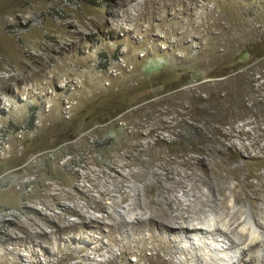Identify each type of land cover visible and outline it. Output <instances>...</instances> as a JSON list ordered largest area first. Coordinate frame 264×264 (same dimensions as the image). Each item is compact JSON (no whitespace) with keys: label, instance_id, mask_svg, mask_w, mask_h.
<instances>
[{"label":"rangeland","instance_id":"374dc122","mask_svg":"<svg viewBox=\"0 0 264 264\" xmlns=\"http://www.w3.org/2000/svg\"><path fill=\"white\" fill-rule=\"evenodd\" d=\"M122 1L0 0V264H94L81 238L103 213L83 206L98 196L89 176L112 173L131 131H154L151 152L203 158L189 150L221 138L209 132L264 130V0H150L127 12ZM202 3L206 28L182 39L183 5L196 25ZM152 11L159 26L147 31ZM221 140L229 166L244 167L247 151L230 145L250 139ZM248 151L238 176L256 184L264 153ZM159 246L140 264H170Z\"/></svg>","mask_w":264,"mask_h":264},{"label":"bare ground","instance_id":"6f19581e","mask_svg":"<svg viewBox=\"0 0 264 264\" xmlns=\"http://www.w3.org/2000/svg\"><path fill=\"white\" fill-rule=\"evenodd\" d=\"M149 1L122 2L131 3L125 8L127 12ZM203 8L202 3L198 11L200 20L195 25L191 19L194 8L183 5L179 18L181 28L185 29L179 33L182 39L191 36L189 32L206 28ZM155 13L143 14L150 22L147 31L159 24ZM184 15L188 17L185 22ZM190 27L193 31H189ZM134 131L116 148L107 166L112 173L95 171L89 176L91 184L87 191L96 192L98 196H93V205L83 206L103 213L89 216L91 234L81 238L94 250V264H140L145 249L150 251V256H155L159 245L171 248L170 264H264V174L257 176L256 184L245 182L249 174H244L242 179L238 176L251 158L248 148L264 153V130L209 132L213 135L217 132L221 138L245 136L250 139L248 146L244 142L237 145L231 142L230 146L235 147L238 154L241 150L247 151L244 167L234 168L229 166V148L223 145L221 138L211 136L206 147L189 150L205 156L196 158L192 154L184 157L186 155L171 149L151 152L153 145L148 138L154 131ZM205 133V130H196L195 134L203 136ZM123 148L124 152L118 151ZM133 149L138 153L133 154ZM141 153H148L147 161L139 158ZM244 184L251 191L245 192ZM80 194L82 192L77 191L67 197L78 198ZM74 206L79 215L85 216L78 203ZM79 223L83 224L84 220ZM101 226L107 231L96 236ZM103 238L107 242H103ZM129 256L134 257L135 263L129 262Z\"/></svg>","mask_w":264,"mask_h":264}]
</instances>
